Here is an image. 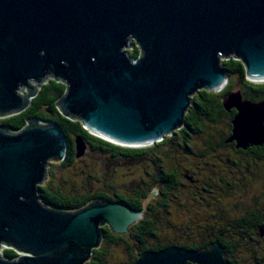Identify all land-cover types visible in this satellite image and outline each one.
<instances>
[{
	"label": "water",
	"instance_id": "water-1",
	"mask_svg": "<svg viewBox=\"0 0 264 264\" xmlns=\"http://www.w3.org/2000/svg\"><path fill=\"white\" fill-rule=\"evenodd\" d=\"M136 44L140 54L127 56ZM239 60L264 82V0H0V119L23 112L46 79L65 85L59 113L112 144L141 148L184 124L191 98L227 82L222 60ZM27 93L19 95L18 90ZM234 107L238 148L264 143V103ZM75 157L87 145L74 138ZM67 140L52 123L0 127V264H85L107 226L124 235L142 212L96 200L77 211L44 205L39 188ZM133 264H230L222 247L146 251Z\"/></svg>",
	"mask_w": 264,
	"mask_h": 264
},
{
	"label": "trees",
	"instance_id": "trees-1",
	"mask_svg": "<svg viewBox=\"0 0 264 264\" xmlns=\"http://www.w3.org/2000/svg\"><path fill=\"white\" fill-rule=\"evenodd\" d=\"M126 52L132 59L140 54L135 43ZM221 65L229 78L227 87L232 85L233 78L234 84L239 81L264 98V83L250 82L239 60L232 57L222 60ZM65 89L63 83L48 79L39 87L29 107L21 113L1 118L0 127L18 132L28 120L37 119L58 126L65 135L66 156L62 161L50 164L48 178L39 188L38 195L44 205L61 211H77L93 201L107 200L122 202L143 213L124 235H116L107 226L103 227L101 244L85 264H133L137 256L146 251L157 252L169 247L200 251L215 242L221 245L231 264H264V154H251L240 159L220 148L219 143L212 144L213 137L221 139L220 130L215 129L221 122L220 93L200 90L185 113L184 126L173 136L148 147L129 148L94 136L80 122L63 117L57 101ZM195 107H198V113ZM198 132L206 138V151L213 154L212 158L207 157L211 165L205 169L202 178L201 191L204 193L200 190L196 193L197 196L205 195L207 202L196 206L193 203L194 210L205 211V215L194 219L197 229L188 235L185 226L181 233H169L167 230L171 227H163V222L171 218L161 217L159 211L171 208L169 201L173 196L180 197L177 190L181 182V174L171 167L174 164L170 158L177 150H185L188 136ZM76 136L85 140L84 156L93 155V162H85L84 156L75 157ZM104 160L110 165L109 171L99 174V167L105 166ZM161 166L165 168H159ZM116 168H125L127 172L114 178ZM54 169H58L60 181H56ZM224 201H229L231 208L224 207ZM1 255L9 261L17 257L7 248L2 249Z\"/></svg>",
	"mask_w": 264,
	"mask_h": 264
},
{
	"label": "flooded vegetation",
	"instance_id": "flooded-vegetation-1",
	"mask_svg": "<svg viewBox=\"0 0 264 264\" xmlns=\"http://www.w3.org/2000/svg\"><path fill=\"white\" fill-rule=\"evenodd\" d=\"M228 82H229V78L227 77V82L221 89H219L218 91H209V92H215V93L221 94L219 96V102H220V106L222 109L221 113L219 112L220 113L219 119L221 122H220V125L218 127L220 129L218 127L215 128L216 130H220L221 139H217V138L213 137L212 144H214L216 146L217 143H219L220 148H224L225 151L232 152V154L234 156L239 157L240 159H242L244 156H249L251 154H257V153L260 155L264 154V143L261 145H249L245 149H243V148L237 147L236 141H232V142L229 141V139L232 137V128H233L232 122H233V120H234V118L238 112H237V109L234 107H231L229 109L225 108L224 102H225L227 95L237 93L240 95L242 102H249L251 104L264 103V98L258 97L257 94H255L254 90L252 92L248 86L240 84L239 81H235L237 84H234L233 78H232V85L227 87L226 85ZM263 83H257V84H263ZM198 93L199 92L194 94L192 96V98L194 96L198 95ZM192 98H191L190 107H192V105H193ZM194 110L197 113L199 111L198 107H195ZM183 126H184V124H183ZM263 126H264V124H263ZM173 135H171V136H173ZM215 136H217V135H215ZM222 137H223V139H222ZM179 140H182V139H179ZM218 140H219V142H218ZM205 143H206V138L204 137L202 132H198L197 134H194L192 137L188 136L187 145L185 146V150H183V149L181 151H180V149L177 150L176 153H174L173 156L170 158L174 164L171 167L173 169L176 168L181 174V176H180L181 182H180L179 188L177 190L180 197L173 196L172 199L169 198L171 208L163 210V211H159V215L161 217L164 216L166 218V217L171 216L173 213H180L182 211L189 212V211H191V209L195 212L196 210H194V209L196 208L195 206L197 204L201 205L200 203H203V205H205V203L207 202V201H205V195L202 196L199 194L197 196V194H196L197 192H200L202 190V187L204 186V182L202 180V178H204V174H205L204 171H205V169L208 168L209 165H211L209 163V160L207 159V157L210 156V158H212V155H213L212 152L206 151ZM192 146H194V147H192ZM146 147H148V146H146ZM141 148H144V147H141ZM192 148H194V149H192ZM189 158H194L195 160H197L199 162L198 163L199 167H197L195 171L191 170L190 168H187V159H189ZM183 162H185V163H183ZM162 164H163V162H161V165ZM159 168H165V167L161 166ZM202 193H204V192L201 191V194ZM159 198H160V195H159ZM216 202H217V199H216ZM193 203L195 206L193 205ZM196 214H194V215L197 217L198 215H196ZM142 215H143V213H142ZM215 243H217V242H215ZM207 248H205V249H207ZM187 250H189V249H187ZM193 251H195V250H193ZM225 257H226V255H225ZM226 259H227V257H226ZM227 261H228V259H227Z\"/></svg>",
	"mask_w": 264,
	"mask_h": 264
},
{
	"label": "rangeland",
	"instance_id": "rangeland-1",
	"mask_svg": "<svg viewBox=\"0 0 264 264\" xmlns=\"http://www.w3.org/2000/svg\"><path fill=\"white\" fill-rule=\"evenodd\" d=\"M129 49H131V46H130V48H126V51ZM48 79H46L44 82H46ZM37 89H39V87H37ZM18 93H19V95L24 96L27 93V90H26V88H21L18 90ZM192 147H194V146H192ZM192 149H194V148H192ZM224 153H226V152H224ZM84 157H85V162H89V161L93 162V160H95L93 155H90V154H88L87 156H84ZM95 157H97V156L95 155ZM85 162L83 164H86ZM103 162L105 163V166L99 167V169H98L99 174H106L109 171L110 165H108V163L105 160ZM183 163H185V162H183ZM198 163L199 162L197 160H195L194 158H189V159H187V168H190L191 170L195 171L196 168L199 167ZM130 169L132 170L133 168L130 167ZM53 171L57 173V177H56L57 180L56 181H60V179H62V178H59L60 173H59L58 169H54ZM125 172H127V171H125V168H116L113 171V173L115 174V175H113V177L116 178L117 175L121 176ZM227 172H228V170H227ZM228 176L229 177L231 176V175H229V172H228ZM56 183H58V182H56ZM231 206H232V204H230L229 201H224V207L231 208ZM204 212L205 211H199V210L194 212L193 210H191L189 212L182 211L180 213H173L172 217L169 216V219L171 218V220H169V221L165 220L163 222V227H166V228L171 227L167 231H169V233H177L178 234V233L182 232V229L185 226V227H187V235H188L190 232L197 229V228H195L196 226H195V220L194 219L196 218V216L194 214L197 213L196 215L202 216V215H205ZM173 223L176 224V225H174V227H173ZM1 251H2V249H0V254H1Z\"/></svg>",
	"mask_w": 264,
	"mask_h": 264
}]
</instances>
